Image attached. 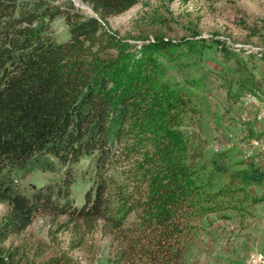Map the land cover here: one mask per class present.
<instances>
[{
	"label": "trees",
	"instance_id": "1",
	"mask_svg": "<svg viewBox=\"0 0 264 264\" xmlns=\"http://www.w3.org/2000/svg\"><path fill=\"white\" fill-rule=\"evenodd\" d=\"M19 1L0 0V202L8 205L0 264H16L4 243L44 206L88 230L102 220L118 242L106 264H184L204 216L244 214L264 202V190L250 189L264 184V165L239 157L236 146L207 147L188 123L208 106L201 76L167 75L157 46L126 56L128 43L107 17L139 0H82L96 15L57 8L68 25L64 41L47 24L38 31L37 12H17ZM175 43L164 53L198 42ZM48 153L64 163L93 155V184L80 205L70 199L69 170L57 187L22 193L4 184L3 170ZM40 264L75 263L63 255Z\"/></svg>",
	"mask_w": 264,
	"mask_h": 264
},
{
	"label": "rangeland",
	"instance_id": "2",
	"mask_svg": "<svg viewBox=\"0 0 264 264\" xmlns=\"http://www.w3.org/2000/svg\"><path fill=\"white\" fill-rule=\"evenodd\" d=\"M22 7L34 8L38 14L35 28L39 31L47 24L45 32L56 41L69 37L68 25L57 8L96 14L82 0H20L17 12ZM107 21L128 43V58L157 46L154 55L157 53L167 75L201 76L208 106L188 123L207 147L236 146L239 157L246 158L242 143L258 141L261 159H252L264 165V0H139ZM185 38L198 43L164 53L165 44L178 45ZM68 170L72 174L70 199L80 205L93 184V155L64 163L53 154H43L24 168L3 170L2 177L13 191L29 193L40 185L57 187ZM110 172L118 177L117 169ZM250 189L263 191L264 184ZM7 209V203L0 202V219ZM195 226L197 234L184 264H250L254 259L256 264H264V202L244 214L232 209L225 217L207 214ZM109 230L102 220L88 230L71 222L68 214L44 206L23 232L7 238L4 248L16 264H40L55 258L61 262L63 255L75 264H106L118 247Z\"/></svg>",
	"mask_w": 264,
	"mask_h": 264
},
{
	"label": "built area",
	"instance_id": "3",
	"mask_svg": "<svg viewBox=\"0 0 264 264\" xmlns=\"http://www.w3.org/2000/svg\"><path fill=\"white\" fill-rule=\"evenodd\" d=\"M257 146L258 141H255V143H242V149L246 155V158H260L257 154ZM256 262H258L257 259H254L250 264H256Z\"/></svg>",
	"mask_w": 264,
	"mask_h": 264
},
{
	"label": "water",
	"instance_id": "4",
	"mask_svg": "<svg viewBox=\"0 0 264 264\" xmlns=\"http://www.w3.org/2000/svg\"><path fill=\"white\" fill-rule=\"evenodd\" d=\"M92 15H96V14H92Z\"/></svg>",
	"mask_w": 264,
	"mask_h": 264
}]
</instances>
